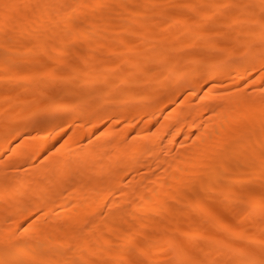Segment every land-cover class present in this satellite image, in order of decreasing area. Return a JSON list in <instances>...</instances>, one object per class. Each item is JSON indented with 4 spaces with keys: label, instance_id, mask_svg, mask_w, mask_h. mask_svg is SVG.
<instances>
[{
    "label": "bare ground",
    "instance_id": "1",
    "mask_svg": "<svg viewBox=\"0 0 264 264\" xmlns=\"http://www.w3.org/2000/svg\"><path fill=\"white\" fill-rule=\"evenodd\" d=\"M124 1L0 0V264H264V0Z\"/></svg>",
    "mask_w": 264,
    "mask_h": 264
},
{
    "label": "rangeland",
    "instance_id": "2",
    "mask_svg": "<svg viewBox=\"0 0 264 264\" xmlns=\"http://www.w3.org/2000/svg\"><path fill=\"white\" fill-rule=\"evenodd\" d=\"M219 1H223V0H219ZM188 2V0H183V4H186ZM125 5H133V4H137L139 3V0H126L123 2ZM173 9H169V11H172ZM130 17V16H129ZM192 21H194L196 19L195 16H191L190 18ZM134 28L136 30H140L143 28L142 25H135ZM87 42H90L89 39H81L79 40V43L76 44L77 46V49L78 51L81 53V54H84L85 52V48H84V44L87 43ZM31 43L30 42H26L25 44L23 45H20V44H16L14 45V48L17 49V50H23L25 48H28L29 45ZM27 46V47H25ZM3 50L0 49V53L2 52ZM194 52H196L194 50ZM198 53V52H196ZM62 57H64L65 59H71V55L68 53V54H65V55H61ZM107 56V59L110 63H114V62H117V60L119 59V56L118 55H115V54H106ZM24 60L27 61V63L25 64V66L20 70V74H23V75H26V74H30L34 69L38 68V65H40V63H44L46 64L47 66H52L54 65V62H52L51 60H38V56L37 55H32V54H29V53H26L24 58ZM147 68H150L151 65H148L146 66ZM3 75H5V72L0 69V77H2ZM32 82H21L19 85H17L16 87L13 86L14 82L13 81H5V82H0V108L4 109L5 111V115H6V122L8 123L9 120H11L13 117L11 116L14 112L16 113V109H17V106H16V99H28V100H33L34 98L37 97V93L35 91H27V88L30 87V84ZM50 87H48V93H56V94H59L60 95V98L62 100L63 99V92H65L66 90H69L71 89V84L69 83H64L62 81H56V82H53V83H50L49 84ZM98 88L99 90H101V93H104V91L106 90V86L102 85V84H98ZM16 98V99H15ZM72 100L70 101H66V103L72 105ZM69 114H71L70 111H66V112H62L60 114H57L56 116H54L53 118L51 119H47V116L46 114L40 118V119H34V114L33 112H29L28 114V120L30 119L34 124L37 123L38 125H43L42 123L50 120L51 122H57V121H60L61 119H63L65 116H68ZM17 117H20V113H16ZM21 118V117H20ZM19 119V118H18ZM29 120V121H30ZM30 122V123H32ZM37 124H35L37 126ZM242 188L241 187H236V190H241ZM215 204V203H214ZM209 208H210V211H211V215L208 216L207 218L203 219L202 222L205 223L206 227L214 233L216 235H221L224 233V230L222 229H216V228H212V224L216 221V219L218 221H224L228 215V213H219L218 215V218L215 217L214 215H212V213L215 212L216 210V207L215 205H209ZM230 216V214H229ZM201 217L198 215V214H186L183 216V221H188V220H191V221H194V222H201ZM142 239V238H141ZM140 239V240H141ZM180 240H182V237L179 238ZM201 243H202V240H200ZM142 244V242H137L134 246L136 248H139V246ZM240 244V242H239ZM142 246V245H141ZM248 247V246H246ZM248 249L252 250L254 249L253 246H249ZM136 254H130L129 255V259H133L135 258Z\"/></svg>",
    "mask_w": 264,
    "mask_h": 264
}]
</instances>
